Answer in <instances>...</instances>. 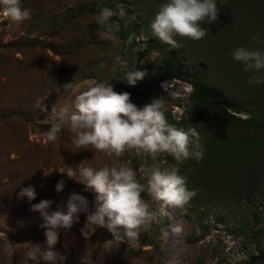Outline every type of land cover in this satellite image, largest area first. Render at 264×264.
Returning <instances> with one entry per match:
<instances>
[{
    "label": "rangeland",
    "instance_id": "obj_1",
    "mask_svg": "<svg viewBox=\"0 0 264 264\" xmlns=\"http://www.w3.org/2000/svg\"><path fill=\"white\" fill-rule=\"evenodd\" d=\"M113 1L20 0L22 8L32 10L31 19L17 24L0 15V264H32L25 255L32 244L45 247L44 230L38 227L42 221L39 213L29 210L31 204L50 199L54 211L71 192L90 203L94 200L92 190L61 173L83 160L96 169L127 164L145 185V168L154 163L178 166L200 198L177 208L142 193L157 219L141 229L138 243L118 239L102 227H95L90 236L82 234L86 216L80 213L78 222L67 234L61 231L55 245L66 257L63 264H244L250 255L264 251V127L252 129L230 120L221 109L210 110L187 125L199 132L203 159L179 164L168 160L167 153L153 161L132 150L109 158L91 146L78 148L68 125L55 142H46L44 134L53 106H71L77 94L97 82L125 92L130 85L121 79L123 70L135 67L146 72L172 49L180 51L183 67L200 66L202 81L222 88L245 108L232 112L225 107L228 114L240 118L256 114L264 120V83H249L252 73L244 72L243 64L232 58L238 46L264 49V0H217L218 19L201 24L208 35L199 41L175 37L179 48L161 42L150 29L157 6L165 0H127L132 3L127 13L122 3H115L112 17L101 22V10ZM133 24L140 25L138 32L121 37ZM149 38L165 47L145 48ZM146 78L135 84L142 92L131 102L143 107L152 98L163 97L169 124L185 118L191 84L172 78L160 79L154 86ZM199 164L206 173L220 175L214 182L225 187L212 191L195 182ZM44 171L52 172L46 176ZM61 180L64 185L57 192ZM29 185L34 186L36 199H17L20 188ZM177 226L180 232L175 231Z\"/></svg>",
    "mask_w": 264,
    "mask_h": 264
},
{
    "label": "clouds",
    "instance_id": "obj_2",
    "mask_svg": "<svg viewBox=\"0 0 264 264\" xmlns=\"http://www.w3.org/2000/svg\"><path fill=\"white\" fill-rule=\"evenodd\" d=\"M150 22L152 35L161 42L179 48L175 37H186L199 41L208 35V28L201 24H212L218 19L220 9L217 0H165ZM32 10L22 8L20 0H0V15L17 24L31 19ZM113 15L111 9L100 12V21H107ZM255 41L257 37H252ZM232 58L243 64V71L252 73L251 84L264 83V49L238 46ZM121 79L130 86L146 75L143 71L125 69ZM50 94V93H49ZM46 109V106H44ZM163 97H154L143 107L131 102L130 93H117L111 84L97 82L77 94L71 106L65 104L58 109L53 106L50 127L45 132L46 142H55L64 125L73 133V143L81 149H92L106 154L109 158L121 157L132 150L137 156L150 157L153 161L161 153H167L179 164L194 158L197 162L204 156L196 128H178L169 124L165 116ZM86 160L70 166V171L61 172L95 193L89 200L76 192L62 197L56 209L51 211L53 201L42 199L31 204L30 211L39 213L45 236V247L35 244L26 252V261L32 264H63L66 259L55 250L61 231L67 234L79 220V214L86 216L82 234L90 236L95 227L107 228L113 236L130 242H139L140 231L157 219V213L149 210L143 199L147 193L165 206L183 208L197 193L187 189V174L181 175L178 166L161 167L154 163L144 169L146 185L137 179L136 172L127 164H111L96 169L85 166ZM53 171V170H52ZM52 171H44L49 175ZM191 171V169H189ZM79 177V178H77ZM64 181L56 185L60 192ZM36 199L32 185L21 187L17 199ZM62 205H64L62 207ZM85 230L87 232L85 233ZM176 232L181 228L177 226Z\"/></svg>",
    "mask_w": 264,
    "mask_h": 264
},
{
    "label": "trees",
    "instance_id": "obj_3",
    "mask_svg": "<svg viewBox=\"0 0 264 264\" xmlns=\"http://www.w3.org/2000/svg\"><path fill=\"white\" fill-rule=\"evenodd\" d=\"M115 3H120V4L122 3L121 4L122 10H124L127 13L129 6L128 4L131 2L127 0H116L107 3L106 8L112 9ZM102 26H103L102 28H105L106 25L105 26L102 25ZM139 26H140L139 24H133L127 26L125 30L121 32V37H124L129 31L134 34L137 33L139 30ZM149 46L163 49L165 47V44L158 43L157 41H154L151 38H149L145 40L144 47L147 48ZM141 54L142 53H139L137 59L140 58ZM199 70H201L200 66L191 67V68L183 67L180 58V51L175 49L166 51L163 57H161V61L159 63H156L155 65L152 66H148V68L146 69L145 72L147 76L146 79L147 80L150 79L154 86L157 85L156 82L160 79L170 80L172 78L185 80L189 84H191L192 90L189 93L190 102L186 109V117L179 118L177 120L172 119V121H170V124L175 125L178 128L187 129L188 128L187 125L190 120H193V122L199 121L204 117L206 112L210 110L216 111L218 109H221L226 115V117H228L230 120H236L245 123V126L247 125L252 129H260L264 127L263 118L260 117L259 119L258 115L256 114L253 117H249V118H240L228 114L224 109L225 107L231 110L232 112L245 110V108L243 107L242 104H240V102L237 103L236 101H234V99L229 98L222 88L208 84L205 81H202L201 76L199 74ZM137 89H139L138 85L128 86L125 92L130 93V99H131L132 96L137 95L136 94L137 92L138 93L142 92L141 90L138 91ZM245 143L250 144L251 142H245ZM167 158L170 161L174 160L173 157L170 156L169 154H167ZM201 167H203V165L199 164L198 171L196 172V174L198 173V175H195L197 177H195L194 180L195 182L200 184L202 188H204L207 185L210 189H212V191H219L221 187L222 188L225 187V185H219L216 182H214L217 178L219 179L220 175H215V174L210 175L209 173H206L204 170H201ZM232 169H233L232 171H236V168H232ZM238 170L239 169H237V171ZM225 178L232 179V177L229 176ZM187 189L190 191L194 190L192 186L191 187L187 186ZM196 197L198 199L200 198V196L196 194L194 197H192V200H196L195 199ZM201 233H203V230L201 232H198V234L193 236V238L200 237V235H202ZM263 260H264V251L250 255L244 264H252L253 262L258 263V262H262Z\"/></svg>",
    "mask_w": 264,
    "mask_h": 264
}]
</instances>
